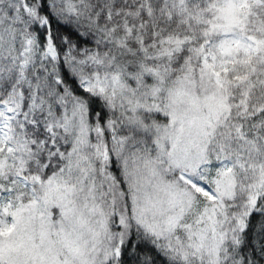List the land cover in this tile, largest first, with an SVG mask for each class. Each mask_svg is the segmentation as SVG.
Wrapping results in <instances>:
<instances>
[{"label": "snow or ice", "instance_id": "6c2138e0", "mask_svg": "<svg viewBox=\"0 0 264 264\" xmlns=\"http://www.w3.org/2000/svg\"><path fill=\"white\" fill-rule=\"evenodd\" d=\"M0 264H264V0H0Z\"/></svg>", "mask_w": 264, "mask_h": 264}]
</instances>
